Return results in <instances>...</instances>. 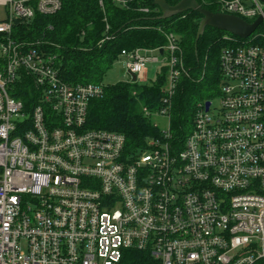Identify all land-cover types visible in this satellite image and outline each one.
Wrapping results in <instances>:
<instances>
[{"label": "built area", "instance_id": "obj_1", "mask_svg": "<svg viewBox=\"0 0 264 264\" xmlns=\"http://www.w3.org/2000/svg\"><path fill=\"white\" fill-rule=\"evenodd\" d=\"M217 4L248 23L264 15V0ZM0 7V264H124L128 251L146 264H264V20L225 38L219 103L198 105L183 147L167 130L132 155L122 134L85 128L103 85L64 82L54 56L13 38L16 21L52 16L60 0ZM119 59L126 82L164 64L168 98L187 75L172 33ZM23 88L26 104L13 96Z\"/></svg>", "mask_w": 264, "mask_h": 264}, {"label": "trees", "instance_id": "obj_2", "mask_svg": "<svg viewBox=\"0 0 264 264\" xmlns=\"http://www.w3.org/2000/svg\"><path fill=\"white\" fill-rule=\"evenodd\" d=\"M120 1L124 5L113 0H102V6L99 0H60L61 9L56 14H36L31 20L20 21L12 35L17 42L54 56L60 78L75 86L102 85L103 77L122 51L163 47L165 34H174L187 75L179 78L172 95L168 98L163 91L167 67L150 85L120 82L103 86V94L89 102L85 128L122 134L126 152L132 155L144 151L150 140L165 141L167 130L168 142L181 149L192 131L198 105L210 102L218 93L219 56L228 44L225 38L231 35L207 27L196 41L201 20L198 13L189 11L162 20L154 0ZM165 1L175 5L180 0ZM196 1L212 13L218 10V0ZM143 8L148 12H142ZM260 31H264L262 26L257 32ZM29 92V88H23L13 96L26 104ZM164 108L170 127L160 130L152 118L160 116ZM146 262L144 253L125 254L124 264Z\"/></svg>", "mask_w": 264, "mask_h": 264}, {"label": "water", "instance_id": "obj_3", "mask_svg": "<svg viewBox=\"0 0 264 264\" xmlns=\"http://www.w3.org/2000/svg\"><path fill=\"white\" fill-rule=\"evenodd\" d=\"M154 5L158 7L161 13L160 19L162 20L169 19L189 11L198 13L201 16V20L196 33V41L204 33V30L207 27L225 32L239 39H245L254 33L264 20L263 15L258 17L254 22L248 23L237 16L222 13L219 9L215 13H212L202 8L196 0H180L175 5H169L165 0H154ZM250 5V3H247V6ZM15 23L17 24L18 22L16 21ZM131 82H137L134 75L131 76ZM209 105L210 102L205 103L206 110H208Z\"/></svg>", "mask_w": 264, "mask_h": 264}, {"label": "rangeland", "instance_id": "obj_4", "mask_svg": "<svg viewBox=\"0 0 264 264\" xmlns=\"http://www.w3.org/2000/svg\"><path fill=\"white\" fill-rule=\"evenodd\" d=\"M5 14V8L0 7V18H2ZM264 25L262 26V28ZM227 35V34H225ZM166 67L164 64H156V65H148L145 77L143 81L138 82L139 84H146L150 85L155 82V79L158 74H160V71L162 68ZM129 80V77L124 73L122 68V59H118L113 66L106 72L105 76L102 79V85H114L117 83L126 82ZM167 84L164 86L166 87ZM203 98V97H202ZM218 99H219V86H218V93L210 99V102L212 103V109L215 108V106L218 105ZM152 121L160 130H166L169 126V120L167 117L162 116H154L152 118Z\"/></svg>", "mask_w": 264, "mask_h": 264}, {"label": "crops", "instance_id": "obj_5", "mask_svg": "<svg viewBox=\"0 0 264 264\" xmlns=\"http://www.w3.org/2000/svg\"><path fill=\"white\" fill-rule=\"evenodd\" d=\"M144 77H145V75H144Z\"/></svg>", "mask_w": 264, "mask_h": 264}]
</instances>
